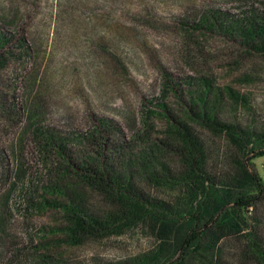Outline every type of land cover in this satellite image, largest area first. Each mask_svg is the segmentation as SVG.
<instances>
[{"label": "rangeland", "instance_id": "rangeland-1", "mask_svg": "<svg viewBox=\"0 0 264 264\" xmlns=\"http://www.w3.org/2000/svg\"><path fill=\"white\" fill-rule=\"evenodd\" d=\"M251 25L256 32L248 39L244 32ZM0 34L7 41L0 47V264H140L157 252V260L174 261L188 227L175 218L153 223L165 235L151 232L145 221L75 240L62 241L61 233L43 236L64 221L50 196L39 207L51 177L34 129L61 135L74 169L83 162L113 164L116 171H129L147 202L167 210L177 203L183 211L190 199L178 177L187 156L162 146L161 153L152 152L173 174L163 171L160 183L149 181L141 162L156 139L188 154V146L166 137L175 121L182 122L193 136L190 145L204 144L203 170L216 191L198 193L193 210L201 212L202 200L218 214L230 211L225 190L255 194L248 178L262 176L264 155L250 160L263 148L253 150L249 135L264 136V0H0ZM16 41L29 47L23 59L8 52L22 53L11 50ZM193 92L204 97V119L185 113ZM200 107L193 103L194 114ZM148 109L154 112L145 129ZM79 132L84 136L77 139ZM144 132L148 140L140 141ZM237 135L244 141L237 142ZM115 143L120 148L114 150ZM51 149L55 165H66ZM19 168L24 177L17 176ZM33 187L38 192L31 194ZM76 190L98 215L117 204L85 185ZM252 201L241 209L238 225L228 227L234 222L228 214L223 227L207 224L200 250L184 254L183 264H260L249 250L254 237L264 253V189ZM44 237H56L59 245L43 249Z\"/></svg>", "mask_w": 264, "mask_h": 264}, {"label": "trees", "instance_id": "trees-1", "mask_svg": "<svg viewBox=\"0 0 264 264\" xmlns=\"http://www.w3.org/2000/svg\"><path fill=\"white\" fill-rule=\"evenodd\" d=\"M203 21L204 23H208L206 19H203ZM255 32L256 30H253L251 25V28H247V30L244 32V35L247 36H245V38L253 39L255 36ZM6 42L7 41L2 37V34H0V47L2 43ZM262 46L264 49V40L262 42ZM28 48L29 47L27 44L16 41L11 50H22V53L12 54L11 51L8 52L11 56L16 55V58L23 59V56L26 57V50H28ZM6 53L7 52H5V54ZM206 89L207 88L205 86L204 92H206ZM192 94L193 100L191 101L189 109L186 110L185 113L189 114L191 111H193V113L191 112L192 116L196 115L197 118L204 119V116L206 114L205 110L207 107L204 102V97H202L198 92H193ZM196 102H199L201 104L198 115L194 114V110L192 109L193 103ZM158 104L156 105V107L158 106ZM163 107L164 106L160 102L159 110L161 111V113L164 110ZM153 112L154 111L148 109L145 117L142 120L143 127H145V129L149 127L148 119L149 116L153 114ZM164 113L166 112L164 111ZM164 113L161 114L162 117H165ZM208 119L211 121L212 117L209 116ZM175 122L177 123L169 128V130L167 131L168 135L166 137L171 138L169 139L170 141L173 140L175 143L180 142L182 145L188 146L189 155L187 153L184 154L183 150L178 145H175L173 147L168 143L158 141L156 139V141L150 143V150L145 155H141V162L144 164V169L147 170V178L149 179V181L153 183H160L159 181L164 180L162 172L164 171L168 175L171 170L170 167L168 168L165 163L155 160L152 152L156 154L161 153L160 146H162L169 149L171 148L173 152L181 155L182 157H184L185 155L187 156V160L185 161V173L178 177V180L180 179L182 183L181 185L185 186V194L187 195L188 199H190L183 211H181V208H177L179 206V204L177 203L175 207L173 206L172 209L167 210L160 205H154L147 202L146 199L141 197V194H138V190L133 187L129 178V176H131L129 171H116L113 164L107 165L106 168L102 165L101 162L94 163L93 165L83 162V165L76 166V168L74 169V167L66 161V156L64 153V140H61V135L57 134L53 129H34L33 136H35L36 139L38 152L42 159V163L47 169V173L51 177V182L49 181V184H46L45 187H42V193L40 192V196L43 199L44 204H41L39 207H45L46 200L48 199L47 197L50 196L53 200V203L57 201L56 204L61 207L62 219L64 221V224L61 225L56 231H52L51 233L46 230L43 236H46L47 234L55 235L56 233H61L63 235L62 241L75 240L89 235H96L103 231L114 230L117 227L122 228L124 226H136L139 223L145 221H150L151 232L157 231L158 235H165L166 229L164 227L155 229L153 223H175V218H181L182 221L188 225V227L185 231V234L182 235L180 242L178 243L179 250H181L178 259L174 261L169 258L157 260V252L156 255L153 253L150 256H146V258L142 259L139 262L140 264H146L145 262L149 260L153 264H183L185 261V259L182 258L184 254L187 255L189 251L190 253H196L200 250L202 245L201 243H199V236L201 234H204L205 229L203 228L207 226V224L213 223L217 229L223 227L225 223L222 222L223 217H226L227 214L232 215L234 220V222L232 223L226 222L228 227L238 225L239 223H236L238 222V219L240 220V222H243L244 219L240 215L241 209L250 208L253 203L252 200L255 199V194L260 195L262 189H264V170H262V176L258 175L256 178L254 176L248 178V182L254 189L255 194L250 193L248 190H242L241 192L236 193H232L231 191L227 190L223 191L224 195H228L230 197L229 199H232L233 207L232 209H230V211H225L224 213L221 212L220 214H218V209L212 208V210L206 203L204 206V201L202 200L198 202V208L202 207L201 212L196 211L195 209L193 210L192 201L196 198L198 193L205 194L209 189H211V193H216V191H213L212 189L214 187V181L210 176H207L203 170L204 162L207 157L204 144L196 149L191 146L189 139L193 140V136L189 135V131L186 129L185 124L178 121ZM145 129L144 131L146 132ZM73 131L70 135L75 137L74 135H72ZM145 132L137 136L139 137L140 141L144 139L148 140L147 138H145ZM244 134L248 136L247 133H242L240 135ZM54 135H56L57 137ZM75 135H77V139H80V136H84L81 132ZM249 136H252L254 138L253 144L256 147H253V150L255 148H263V150H260L258 153L252 154L250 160L259 156H263L264 136L260 138H257V136H255L254 134H251ZM236 138L237 142L244 141V139H240L242 137H239V135H237ZM179 139L181 141H178ZM99 146L101 147V145ZM113 146L114 150L117 147L120 148V145L116 143ZM50 147L53 148L54 152H56V155H58L60 162L65 160L66 165H63L62 163H57V165H55L51 157L53 152L51 151L52 149ZM117 158H119L120 160V156H117ZM158 170L161 171V174L158 172ZM17 176H25L24 170L22 168L18 169ZM172 176V173L171 176L169 174L170 178ZM77 184L85 185L94 191L97 190L100 191L103 195L105 194V196L111 202L113 201L117 203L115 204L116 206L112 203L115 208L111 211H108L104 216L98 215L96 214V212L88 209L85 205V199L76 190ZM31 190V194L32 192H38L35 187H33V189L31 188ZM184 215H187V217H182ZM210 233L212 232L209 231V234ZM254 240L255 239L253 237L249 252H251V248L256 251V254H254V256L258 257L260 264H264V253L259 249ZM44 242L45 243L42 245V247L45 250H51L52 247L59 245V241L56 239V237L50 240L45 238Z\"/></svg>", "mask_w": 264, "mask_h": 264}]
</instances>
